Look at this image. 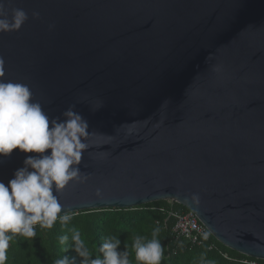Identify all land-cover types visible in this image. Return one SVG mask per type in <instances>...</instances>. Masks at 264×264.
Wrapping results in <instances>:
<instances>
[{"label": "water", "instance_id": "95a60500", "mask_svg": "<svg viewBox=\"0 0 264 264\" xmlns=\"http://www.w3.org/2000/svg\"><path fill=\"white\" fill-rule=\"evenodd\" d=\"M0 2L29 17L0 33V79L51 118L74 105L89 122L65 208L178 203L264 260V0ZM29 155L0 156V181Z\"/></svg>", "mask_w": 264, "mask_h": 264}, {"label": "clouds", "instance_id": "9594fccd", "mask_svg": "<svg viewBox=\"0 0 264 264\" xmlns=\"http://www.w3.org/2000/svg\"><path fill=\"white\" fill-rule=\"evenodd\" d=\"M32 16L39 18L40 13L33 11ZM28 18L23 9L0 2V33L20 29ZM3 65L4 59L0 57V76ZM102 107L101 102L93 110ZM74 109L73 105L65 110L63 120L51 118L33 99L28 85L0 79V156L8 157L17 148L22 153L38 154L26 156L24 166L14 172L7 186L0 181V264H6L10 242L16 235L34 238L36 225L51 229L58 220L66 225L77 214L65 208L57 195L69 182L86 179L79 165L89 147L85 143L89 122ZM159 231L154 229L151 239L133 237L132 251L137 264H160L164 250L157 239ZM207 235L204 234L205 239ZM68 240V235L60 237L61 244ZM71 240L81 264H131L128 245L125 243V250L121 251L117 236L106 237L98 249L102 257L95 258L78 228L71 229ZM53 264L73 261L65 255Z\"/></svg>", "mask_w": 264, "mask_h": 264}, {"label": "trees", "instance_id": "16d2710c", "mask_svg": "<svg viewBox=\"0 0 264 264\" xmlns=\"http://www.w3.org/2000/svg\"><path fill=\"white\" fill-rule=\"evenodd\" d=\"M187 211L186 207L165 200L126 209L78 211L66 225H62L59 220L51 229L36 225L34 238L16 235L10 242L6 264H53L54 260L65 255L73 264H81V258L72 250V228L80 230L82 239L93 253V258L97 255L102 257L98 249L105 238L111 235L121 240V251L125 250L127 243L131 264H137L132 251L133 237L140 235L151 239L153 230L159 228L157 239L164 250L160 264H246L244 261L254 259L227 248L212 235V249L208 244L191 245L176 238L172 231L175 218L171 213L180 214ZM63 235H68L69 240L61 244L60 237ZM257 260L264 263V260Z\"/></svg>", "mask_w": 264, "mask_h": 264}, {"label": "built area", "instance_id": "2783aa9c", "mask_svg": "<svg viewBox=\"0 0 264 264\" xmlns=\"http://www.w3.org/2000/svg\"><path fill=\"white\" fill-rule=\"evenodd\" d=\"M175 218V224L172 229L176 238L183 239L186 243L191 245H204L208 244L212 249L214 244L210 240V233L207 228L199 221L197 216L190 210L184 213L175 214L171 213ZM207 233V239L204 234ZM225 257L226 254H223ZM246 264H264L257 259L244 261Z\"/></svg>", "mask_w": 264, "mask_h": 264}]
</instances>
